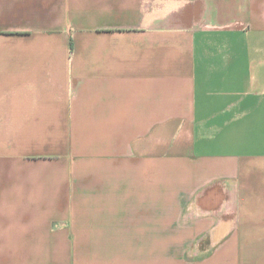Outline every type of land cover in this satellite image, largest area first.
Here are the masks:
<instances>
[{
	"label": "crops",
	"instance_id": "crops-1",
	"mask_svg": "<svg viewBox=\"0 0 264 264\" xmlns=\"http://www.w3.org/2000/svg\"><path fill=\"white\" fill-rule=\"evenodd\" d=\"M0 264H264V0H0Z\"/></svg>",
	"mask_w": 264,
	"mask_h": 264
}]
</instances>
